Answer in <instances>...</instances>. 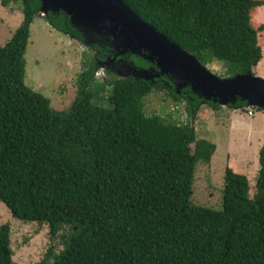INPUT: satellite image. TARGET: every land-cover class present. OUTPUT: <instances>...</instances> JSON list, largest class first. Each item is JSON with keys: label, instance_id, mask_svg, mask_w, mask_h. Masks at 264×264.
Segmentation results:
<instances>
[{"label": "trees", "instance_id": "1", "mask_svg": "<svg viewBox=\"0 0 264 264\" xmlns=\"http://www.w3.org/2000/svg\"><path fill=\"white\" fill-rule=\"evenodd\" d=\"M19 1L21 21L0 45V202L15 218L46 224L51 238L62 233L63 248L46 250L49 264H264V138L252 195L246 175L226 166L221 209L192 203L196 163L209 161L215 145L197 138L190 123L145 114L143 98L165 89L173 101L185 100L192 116L202 103L219 105L188 87L176 93L166 75H117L121 64H155L130 52L114 56L103 39L90 44L69 106L52 108L23 80L30 25L38 15L85 44L83 35L62 11L42 15L40 0ZM122 1L203 66L226 64L225 77L253 74L261 59L264 22L250 21L264 0ZM112 57L114 69L98 81L100 63ZM245 105L238 99L227 107L246 111ZM12 255L3 223L0 264H17Z\"/></svg>", "mask_w": 264, "mask_h": 264}, {"label": "rangeland", "instance_id": "2", "mask_svg": "<svg viewBox=\"0 0 264 264\" xmlns=\"http://www.w3.org/2000/svg\"><path fill=\"white\" fill-rule=\"evenodd\" d=\"M21 18L19 0L11 1L8 6H2L0 3V45L7 42ZM250 22L255 27L264 22V5L258 6L251 13ZM258 34L261 59L254 67L253 74L264 77V29ZM103 39L109 40L111 44L108 37L95 34L92 37L83 36L85 44H82L52 29L43 17L37 15L30 25L29 38L23 53L24 83L32 90L46 96L52 108L62 110L68 107L76 94V80L83 63L92 55L90 44H100ZM112 66L114 64L111 61L100 63L97 80L102 81L105 75L104 70L114 69ZM205 67L220 78L229 76L226 74V64L221 61L213 60ZM114 71V73L116 71L127 73L128 70L121 64L120 69H114ZM93 98L97 104L108 105L105 99ZM185 104L186 101L183 99L179 102L173 101L165 89L153 90L143 98L145 114H157L172 123H190L195 128L197 138L208 140L215 145L209 161L196 163L193 171L192 203L221 209L222 179L226 166L234 172L246 175L250 195H252L258 170V150L264 138V118L257 121L256 130H252L249 125L250 122L257 120L258 112L263 111L254 109L253 119L242 109L236 110L242 119L241 122L246 126L236 122L235 127L233 126L235 129L230 133L229 120L225 112L228 110H223L226 108L218 106L216 109H209V106L202 103L203 106L198 109L199 112L192 116L186 112ZM3 223H7L10 227L12 260L17 264H40L44 259L45 261L41 264H49L53 256L45 258L46 250L51 247L53 252L57 253L63 248L61 232L51 238L46 224L15 218L0 202V224Z\"/></svg>", "mask_w": 264, "mask_h": 264}, {"label": "water", "instance_id": "3", "mask_svg": "<svg viewBox=\"0 0 264 264\" xmlns=\"http://www.w3.org/2000/svg\"><path fill=\"white\" fill-rule=\"evenodd\" d=\"M57 11L65 13L70 24L83 36L108 37L114 56L130 52L155 64V68L148 69L122 64L128 71H116L119 76L152 81L154 77L166 75L172 79L176 93L188 87L199 98L222 107L238 99L246 102L245 107H264V77L250 73L218 77L134 14L122 0H40V14Z\"/></svg>", "mask_w": 264, "mask_h": 264}, {"label": "crops", "instance_id": "4", "mask_svg": "<svg viewBox=\"0 0 264 264\" xmlns=\"http://www.w3.org/2000/svg\"><path fill=\"white\" fill-rule=\"evenodd\" d=\"M202 106L203 105L201 104L198 109H200ZM223 110H228V111H225V112H226V117L228 116V120H229V132L230 133H231V131H233L235 129L234 127H235V123L236 122L237 123L239 122V123L243 124V122H241L242 119H241L240 115L236 113V110H238V109H233L231 112H229L231 110L230 108H226V109H223ZM198 112H199V110H198ZM215 112H216V110H215ZM231 113H232V115H231ZM258 114L259 115L257 116V120H254V121L250 122L249 126H251L252 130H256L258 128L257 127V121H259V120L261 121L264 118V113L263 112H258ZM254 116L255 115H254V112H253V114L250 117H253V119H254ZM243 125L246 126L245 124H243Z\"/></svg>", "mask_w": 264, "mask_h": 264}, {"label": "clouds", "instance_id": "5", "mask_svg": "<svg viewBox=\"0 0 264 264\" xmlns=\"http://www.w3.org/2000/svg\"><path fill=\"white\" fill-rule=\"evenodd\" d=\"M95 74H97V73H95ZM174 89V88H173ZM201 105V104H200ZM219 107H222V106H219ZM222 108H228L227 106H224V107H222ZM230 109H232V108H230ZM244 109H246V111H244L246 114H247V109H251V111H253L254 109H256L255 107H252V106H248V107H245L244 106ZM252 115V114H251Z\"/></svg>", "mask_w": 264, "mask_h": 264}, {"label": "built area", "instance_id": "6", "mask_svg": "<svg viewBox=\"0 0 264 264\" xmlns=\"http://www.w3.org/2000/svg\"><path fill=\"white\" fill-rule=\"evenodd\" d=\"M247 113H248L249 115H251V114H252L251 109H247Z\"/></svg>", "mask_w": 264, "mask_h": 264}]
</instances>
